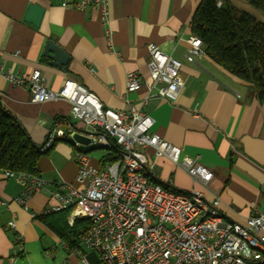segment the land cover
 <instances>
[{
  "label": "crops",
  "instance_id": "0c3cea01",
  "mask_svg": "<svg viewBox=\"0 0 264 264\" xmlns=\"http://www.w3.org/2000/svg\"><path fill=\"white\" fill-rule=\"evenodd\" d=\"M201 1L109 0V14L104 19L98 8L64 7L61 0H0V65L14 73L40 69L52 90L74 78L108 108L125 110L136 105L154 118L153 132L182 149L178 164L153 147L145 149L154 164L151 177L173 191L199 190L207 201L219 197L223 218L244 223L255 210H264V104L247 82L206 54L188 58L189 39L194 35L191 21ZM229 1L264 21L261 11L240 0ZM33 4L44 8L39 26L26 21ZM49 40L68 54L65 65L49 63L44 55ZM151 43L182 61L184 85L175 99L150 95L147 85L126 93L129 72L148 76ZM0 101L40 148L54 129L67 134L72 127L92 130L72 118L67 100L35 103L27 88L12 84L2 73ZM42 151L39 176L47 184L25 203L17 199L24 191L23 184L0 169V264L78 260L73 251L77 245L71 232L74 223L68 213V229L55 218L50 219L54 226L40 218L55 202L52 192L75 182L76 146L65 136ZM84 151L95 166L108 153L95 147ZM189 156H199L211 171L206 184L181 165ZM11 220H15V229L9 227ZM17 235L23 236V252H19ZM84 251L93 264H103L95 251Z\"/></svg>",
  "mask_w": 264,
  "mask_h": 264
},
{
  "label": "built area",
  "instance_id": "2783aa9c",
  "mask_svg": "<svg viewBox=\"0 0 264 264\" xmlns=\"http://www.w3.org/2000/svg\"><path fill=\"white\" fill-rule=\"evenodd\" d=\"M221 3L218 1L219 6ZM61 5L93 6L104 19L109 14V0H61ZM189 43V59L205 54L199 37L191 36ZM148 51V76L129 72L126 93L147 85L150 95L175 99L184 85L182 61L155 43L148 45ZM0 73L12 84L27 88L35 103L67 100L72 118L92 129L86 133L91 140L87 146L118 152V158L104 168L91 164L83 145L74 139L75 134L85 133L74 127L68 134L54 129L42 147H52L57 138L65 136L76 146L75 182L53 191L55 202L44 210V214L67 211L72 223L88 221L73 248L77 262L61 264H93L84 250L95 251L103 264H264V210H255L244 223L226 220L219 210V197L207 201L199 190L173 191L147 176L145 167L151 171L154 164L145 149L153 147L177 164L182 152L152 131V116L134 104L125 110L108 108L74 78L52 90L40 69L14 73L0 65ZM181 165L197 181L206 184L211 178L199 156L185 157ZM5 172L23 184L24 191L17 198L22 203L47 184L40 176ZM9 227L16 228L15 220ZM17 246L23 252V236L17 235Z\"/></svg>",
  "mask_w": 264,
  "mask_h": 264
},
{
  "label": "trees",
  "instance_id": "16d2710c",
  "mask_svg": "<svg viewBox=\"0 0 264 264\" xmlns=\"http://www.w3.org/2000/svg\"><path fill=\"white\" fill-rule=\"evenodd\" d=\"M221 1V5H218ZM255 10L264 13V0H245ZM194 35L203 42L205 54L226 71L247 82L264 104V21L229 0H202L191 21ZM42 148L37 146L19 120L0 101V169L39 176ZM118 158V152L104 155L99 167L104 168ZM149 178L155 182L149 174ZM162 184V183H160ZM166 188L167 185L162 184ZM67 211L40 218L54 226L50 219L62 221L69 228ZM88 221H76L71 226L76 244Z\"/></svg>",
  "mask_w": 264,
  "mask_h": 264
},
{
  "label": "water",
  "instance_id": "95a60500",
  "mask_svg": "<svg viewBox=\"0 0 264 264\" xmlns=\"http://www.w3.org/2000/svg\"><path fill=\"white\" fill-rule=\"evenodd\" d=\"M44 14V8L40 5L33 4L29 7L26 21L34 24L35 26H39L42 20ZM44 55L50 59L49 63L54 66L61 67L62 65H65L67 61L69 60L68 54H66L57 44H55L53 41L49 40L46 43ZM81 132H84L85 134H75L74 139L78 142H80L82 145L87 146L90 143V139L86 135L88 133L85 130H79ZM148 174H151V171L148 170L147 167H145Z\"/></svg>",
  "mask_w": 264,
  "mask_h": 264
},
{
  "label": "rangeland",
  "instance_id": "374dc122",
  "mask_svg": "<svg viewBox=\"0 0 264 264\" xmlns=\"http://www.w3.org/2000/svg\"><path fill=\"white\" fill-rule=\"evenodd\" d=\"M241 2H243V3H245V4H247V6H250L245 0H240ZM76 121H78V120H76ZM79 123H81V124H83V125H85L84 124V122H82V121H78ZM87 126V125H86ZM83 150H90L91 148H92V146H85V145H83L82 147H81ZM93 152H95V150L93 151ZM92 152V153H93ZM95 157V156H94Z\"/></svg>",
  "mask_w": 264,
  "mask_h": 264
}]
</instances>
